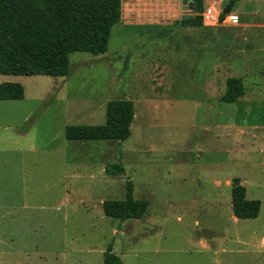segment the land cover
<instances>
[{"label":"rangeland","instance_id":"obj_1","mask_svg":"<svg viewBox=\"0 0 264 264\" xmlns=\"http://www.w3.org/2000/svg\"><path fill=\"white\" fill-rule=\"evenodd\" d=\"M190 3L122 0L107 52H73L68 76L0 74L25 89L0 100V264H103L112 240L123 264H264V0H234L236 26L185 25ZM230 77L246 88L235 103L222 100ZM124 98L128 139L66 138ZM116 162L125 171L107 174ZM234 177L261 200L257 218L229 208ZM129 180L145 216L105 215Z\"/></svg>","mask_w":264,"mask_h":264},{"label":"trees","instance_id":"obj_2","mask_svg":"<svg viewBox=\"0 0 264 264\" xmlns=\"http://www.w3.org/2000/svg\"><path fill=\"white\" fill-rule=\"evenodd\" d=\"M189 1L197 15L185 20L184 24L199 25L204 0ZM233 3L234 0L230 1L225 11H231L229 8ZM122 11V0H0V74L68 76L73 52H107L112 29L121 21ZM245 93L243 79L230 77L222 100L235 103ZM24 97L25 89L20 82L0 83V100ZM135 113L133 100L111 99L107 102L104 123L69 124L65 136L81 141H124L132 133ZM25 125L28 129L29 120ZM124 171L121 162L105 165V172L110 175ZM231 194L232 209L237 218L259 216L261 200L247 197V189L239 177L233 178ZM150 203L147 198L135 197L134 182L129 180L125 198L105 199L102 206L105 215L125 221L144 217ZM103 264H123L122 257L114 251L113 240L104 251Z\"/></svg>","mask_w":264,"mask_h":264},{"label":"built area","instance_id":"obj_3","mask_svg":"<svg viewBox=\"0 0 264 264\" xmlns=\"http://www.w3.org/2000/svg\"><path fill=\"white\" fill-rule=\"evenodd\" d=\"M200 16L205 26H236L241 22L237 12L232 10L225 11L217 0H210L205 3L204 9L200 12Z\"/></svg>","mask_w":264,"mask_h":264},{"label":"crops","instance_id":"obj_4","mask_svg":"<svg viewBox=\"0 0 264 264\" xmlns=\"http://www.w3.org/2000/svg\"><path fill=\"white\" fill-rule=\"evenodd\" d=\"M122 14H123V11H122ZM242 98V97H241ZM259 127L257 126V125H254L253 126V129H255L256 131H257V129H258ZM237 130L238 131H240V132H243V135H245V136H247V138L249 139V140H251V141H254L253 139H254V137H255V134H252V133H249L248 131H246V129H243V127H241V128H239V129H237V128H235V127H226V128H224V131H223V134H225L226 136H228V137H233V136H235V134H236V132H237ZM248 160H249V158H247ZM240 178V177H239ZM241 179V178H240ZM242 183V182H241ZM247 189V188H246ZM214 202H216L217 203V205L219 206V207H221V206H224L225 204H223L220 200H218V199H214ZM228 205H229V208L232 206V197H228ZM235 216V215H234ZM236 217V216H235ZM237 218V217H236ZM239 219V218H238Z\"/></svg>","mask_w":264,"mask_h":264},{"label":"water","instance_id":"obj_5","mask_svg":"<svg viewBox=\"0 0 264 264\" xmlns=\"http://www.w3.org/2000/svg\"><path fill=\"white\" fill-rule=\"evenodd\" d=\"M192 5V3H190Z\"/></svg>","mask_w":264,"mask_h":264}]
</instances>
